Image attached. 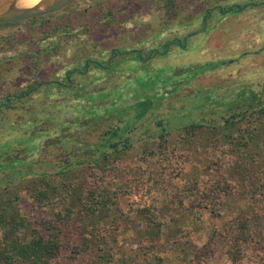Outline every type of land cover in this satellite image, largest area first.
Returning <instances> with one entry per match:
<instances>
[{"label":"rangeland","instance_id":"obj_1","mask_svg":"<svg viewBox=\"0 0 264 264\" xmlns=\"http://www.w3.org/2000/svg\"><path fill=\"white\" fill-rule=\"evenodd\" d=\"M112 1L116 2L79 0L50 17L0 28V167L8 160L2 149L20 147L7 151L28 165L35 161L32 169L45 172L55 183L57 179L51 176L56 171L55 163L64 159L57 132L66 120L83 117L81 110L77 111L85 102L81 95L89 90L124 86L128 92L140 90L137 99L150 97L154 109L135 123V131L129 136L134 145L127 156L132 159L131 164H138V157L145 150L157 151L161 131L157 123L161 122L171 134L168 147L174 163H165L169 168L165 178L171 182H165L163 172L153 175L159 182L181 187L185 180H194L198 174L210 180L223 174L238 189L235 195L225 198L222 210L214 215L210 210L181 208L172 203L154 179L141 177L135 170L130 175L129 192L121 197V211L102 220L107 225L113 219L118 221L119 231L114 235L129 259L139 253L140 234L128 222L136 214L133 209L150 205L158 194L163 199L160 221L164 223V235L169 229L188 231L186 243L179 246L161 238V256L165 258L161 264H194L195 253L210 244L212 232L223 231L234 219H251L256 239L264 244V197L255 202L251 198L254 185L264 184V133L246 149L236 151L237 146L226 143L236 158L233 156L232 165L221 172L208 169L206 155L209 138L223 136L228 116L242 113L247 106L264 105V0H119L118 5H110ZM113 50L119 53L111 63L115 71L104 75L94 64L108 61ZM75 68L88 70L84 76L72 75L73 87L80 92L57 96L52 84L46 86L63 81L64 75ZM34 82L42 84L37 91L21 101L11 98L10 108H6L7 97L29 91ZM105 97L116 98V93ZM134 115L127 118L134 122ZM114 118H108L106 123L119 125ZM104 120L99 119L96 124L102 125ZM191 123L208 124L212 129L207 131H213L214 136L201 135L197 147L183 144L184 133L178 128ZM40 124L45 125L46 137L38 134ZM78 132L75 138L80 142L88 143L97 137H91V129ZM55 133L57 144L42 152L35 149ZM24 134L27 139L19 143ZM70 135L73 136L71 132ZM186 153L188 161L179 156ZM43 158L46 164L38 166ZM179 165L184 167L180 172ZM27 167L19 165L18 169L26 172ZM14 172L2 167L0 186L13 183L11 191L19 195L15 205L21 214L29 215L33 204L23 189L29 178ZM46 213L49 211L44 209L30 212L37 217ZM172 220L174 223H167ZM241 247L243 259L235 263L227 255L228 245L216 242L211 246V258L201 264H264L253 246ZM97 258L90 252L78 261L96 264ZM151 263L156 264V259Z\"/></svg>","mask_w":264,"mask_h":264},{"label":"trees","instance_id":"obj_2","mask_svg":"<svg viewBox=\"0 0 264 264\" xmlns=\"http://www.w3.org/2000/svg\"><path fill=\"white\" fill-rule=\"evenodd\" d=\"M118 54V51L113 50L108 61L97 62L95 67L104 75L114 73L111 63ZM89 66L90 63L87 64V67ZM34 68L35 66L32 67ZM87 72V68L86 71L75 68L64 75V82H50L46 86L52 84L57 89V96L70 92L78 93L80 89L73 87L72 75L84 76ZM41 85L34 82L29 91L19 94L18 101L37 91ZM127 90L126 86L116 90L102 88L89 90L81 95L85 102L80 104L83 107H78L77 111L81 110L83 117L66 120L57 132V142L59 141L58 144L64 152V159L55 163L56 171L51 175L57 179L55 183L49 180L45 172L38 173L32 169L35 161L28 165L24 159L13 157L7 151L20 150V147L2 149L1 152L5 151L4 156L8 159L7 164L2 167L15 170L14 174L21 178H29L23 189L25 188L32 200L31 214L40 209L49 213L41 217L31 215L30 212L29 215L21 214L14 201L19 195L11 191L13 183L6 182L5 186H0V264H79L78 259L90 252L97 254L96 264H152L154 258L156 264L164 263L165 258L161 256L159 243L161 238H166L168 244L179 246L186 243L184 240L188 238V231L176 228L171 232L169 229L164 235V223L160 221L163 199L159 194L152 197L150 205L133 209L136 214L128 222L138 230L140 239L139 253L131 260L114 235V232L119 231L118 221L113 219L109 225L102 221L106 215L121 211V197L129 192L130 175L135 170L140 172L141 177L154 179L155 184L166 191L170 201L179 204L181 208L187 206L188 209L199 211L210 210L216 215L222 210L225 198L237 193L238 186L223 174L213 180L198 174L194 180H185L181 187H169L168 184L159 182L153 175L160 176L161 172L165 174L162 177L165 182H171L165 178L169 172L168 164L165 163H174L171 155L173 152H169L168 147V137L171 134L161 122L157 123L161 130L157 151L145 150L143 155L138 157V164L132 165V159L127 158L134 146L129 136L135 131V123L154 109V103L148 96L143 101L137 99L140 90ZM112 93H116V98L105 97ZM11 100L5 101L7 109L10 108ZM97 101L101 102L96 105ZM133 101L135 102L132 104ZM241 112L226 118L222 129L225 132L221 137L214 136L211 133L213 131H207V128L212 129L208 124L191 123L179 127V132L185 135L183 144L197 147L201 135H213L214 137L209 138L206 149L207 165L209 170L221 172L231 166L236 158L229 153V149L225 147L226 143L237 146L236 151L246 149L253 142L257 143L260 133H264V105L247 106ZM132 113H135L133 117H136L134 122L130 121L132 118H127ZM108 118L116 119L119 125L107 124ZM99 119H105L102 125L96 124ZM42 123L45 124V121ZM44 124H40V137H46ZM73 128L75 132L72 131ZM89 129L92 131L91 137L97 136L95 140L87 143L75 138L76 131L83 133ZM144 134L150 133L144 131ZM57 136L55 133L49 138L52 144L48 145L50 142L44 141L35 149L42 152L47 146H54L57 144L54 137ZM26 139V134L22 135L19 143ZM186 154L179 156L187 157L188 161L189 153ZM45 164L44 158L37 162L38 166ZM181 164L184 166L185 161ZM19 165L28 166V170H19ZM180 166L177 168L179 172L184 168ZM179 176L175 174V178ZM253 176L255 177L254 174ZM254 186L256 189L253 190L251 198L254 202L260 201L264 197V184L257 182ZM167 223L172 224L174 220ZM210 241V244L195 253L194 264L206 263L211 258V246L216 242L228 245L227 255L235 263L243 259L241 245L245 244L253 246L255 255L264 261V244L256 239V229L249 218L234 219L223 231H213Z\"/></svg>","mask_w":264,"mask_h":264},{"label":"water","instance_id":"obj_3","mask_svg":"<svg viewBox=\"0 0 264 264\" xmlns=\"http://www.w3.org/2000/svg\"><path fill=\"white\" fill-rule=\"evenodd\" d=\"M19 0H0V25L20 23L60 12L78 0H41L37 5L19 8Z\"/></svg>","mask_w":264,"mask_h":264},{"label":"flooded vegetation","instance_id":"obj_4","mask_svg":"<svg viewBox=\"0 0 264 264\" xmlns=\"http://www.w3.org/2000/svg\"><path fill=\"white\" fill-rule=\"evenodd\" d=\"M118 1L119 0H116V2H113V3H111L110 5H118ZM79 2V0L78 1H75L74 3H72L70 6H68V7H71L72 5H76L77 3ZM128 2H129V0H128ZM67 7V8H68ZM66 9V8H65ZM61 12V11H60ZM58 13V12H57ZM56 14V13H55ZM52 15H54V14H52ZM52 15H48V16H45V17H40V18H36V19H32V20H28V21H24V22H20V23H14V24H2V25H0V28H7V27H11V26H14V25H21V24H26V23H31V22H33V21H35V20H39V19H42V18H46V17H50V16H52ZM5 36V35H4ZM4 38H6V36L4 37ZM7 39V38H6ZM10 40V39H9ZM18 96H16V95H13L12 97H7L5 100H7V101H9L10 102V100H11V98H17Z\"/></svg>","mask_w":264,"mask_h":264},{"label":"bare ground","instance_id":"obj_5","mask_svg":"<svg viewBox=\"0 0 264 264\" xmlns=\"http://www.w3.org/2000/svg\"><path fill=\"white\" fill-rule=\"evenodd\" d=\"M41 0H19L17 6L19 8L33 7L37 5Z\"/></svg>","mask_w":264,"mask_h":264}]
</instances>
